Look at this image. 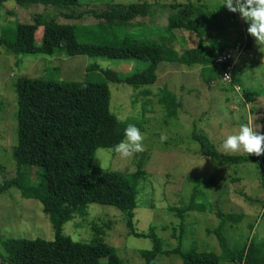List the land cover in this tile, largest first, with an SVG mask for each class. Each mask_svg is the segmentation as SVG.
I'll use <instances>...</instances> for the list:
<instances>
[{
  "label": "rangeland",
  "instance_id": "obj_1",
  "mask_svg": "<svg viewBox=\"0 0 264 264\" xmlns=\"http://www.w3.org/2000/svg\"><path fill=\"white\" fill-rule=\"evenodd\" d=\"M135 1L148 3L149 14L132 19L129 30L119 31L120 36L126 32L137 38L161 41L168 37L161 27L165 25L168 13L174 11L172 5L187 0H56V5L47 6L34 3L19 6L12 0H4L0 4V27L12 24L14 19L29 23L37 15L42 21L53 17L60 23L94 24L98 20L88 12L70 19L61 16L60 12L76 14L89 9L100 10L111 3ZM190 1L196 7L191 20L200 22L204 44L231 51L242 48L235 74L240 89L256 91L257 95L251 101L244 100L240 90L230 88L219 78L205 83L198 64L160 63L152 84L132 86L102 81L96 67L91 70L86 67L94 63L126 74L142 65L136 60H109L87 55H14L0 47V181L11 177L15 169L10 152L15 143L13 87L19 76L97 81L100 99L107 103L109 111L127 125H135L143 134V152L122 158L109 148L99 147L94 150L90 163L91 170L116 172L134 187L132 233L126 228L121 211L95 203L87 206L86 214L80 216L77 213L62 224L63 234L75 241H87L91 236V222H107L104 240L115 248L125 264L142 262L139 251L151 247L147 236L149 227L170 245L175 244V239L170 236L172 227H177L178 223L175 211L186 206L192 191L196 193V202L204 204L205 208L183 214L185 239H182V248L195 244L199 249L219 252L217 239L205 231L217 226V212H241L246 219L255 218L251 231H247L248 236L264 241V154L254 161L220 164L201 156L198 144L190 136L193 130L202 131L218 151L233 154L225 152L222 143L228 135L235 134L241 124L253 121L264 134V47L257 45L250 35L247 42L248 25L238 13H232L222 5L224 0ZM180 33L185 37L180 40L182 45H195L197 37L193 33ZM40 34L39 28L34 34L37 44ZM163 88L174 95L173 115H166L172 106L167 98L162 100ZM238 226H224L223 233L230 244L243 241L246 228L241 223ZM240 232L242 235L238 234ZM0 235L51 239L52 230L40 203L21 197L15 187H9L0 192ZM0 254V264H6L1 244ZM155 264L182 263L177 255L168 254L156 256ZM219 264L234 263L222 261Z\"/></svg>",
  "mask_w": 264,
  "mask_h": 264
},
{
  "label": "trees",
  "instance_id": "obj_2",
  "mask_svg": "<svg viewBox=\"0 0 264 264\" xmlns=\"http://www.w3.org/2000/svg\"><path fill=\"white\" fill-rule=\"evenodd\" d=\"M2 1L4 0H0V4ZM12 1L19 6L29 3L47 6L54 5L56 0ZM172 7L174 11L168 13L166 23L161 27L168 37L161 41L137 38L126 32L120 36L119 31L129 30L132 19L149 14L148 3L135 1L127 4L111 3L100 10L89 9L76 14L60 12L61 16L69 19L88 12L98 20L88 25L60 23L53 17L42 21L39 15L29 23L14 19L12 24L0 27V47L14 55H87L109 60H136L142 65L126 74H120L112 68L98 67L94 63L86 67V70L96 67L102 81L132 86L152 84L160 63L186 66L198 64L205 83L219 78V70L212 60L225 50L222 46L203 43L200 22L191 20L196 7L190 0ZM39 28L41 34L37 44L34 42V34ZM183 31L191 32L197 37L194 46L186 47L181 44L180 40L185 38L180 33ZM246 39L248 42L247 31ZM236 62L237 60L235 64ZM235 64L228 84L230 88L240 90L244 100L251 101L257 93L240 89ZM96 83L97 81L75 82L40 76H19L15 79V143L10 152L15 169L11 177L0 181V192L15 187L21 197L37 200L49 221L52 238L0 235L6 264H125L115 248L104 240L105 230L109 226L107 222H91V236L87 241H75L62 233V224L77 213L80 216L86 214L90 203L109 205L121 211L126 228L132 233L134 187L116 172L90 169L94 150L99 147L111 149L124 138L127 126L100 99ZM161 91L164 93L162 100L167 98L172 106L166 115H173L174 95L166 88ZM190 136L198 144L201 156L220 164L257 160L258 156L255 155H233L218 151L202 131L193 130ZM204 208V204L196 202V193L192 191L186 206L175 211L178 223L170 233L175 239L173 245L156 235L152 227H149L147 236L151 247L139 251L142 259L139 264H155L156 256L168 254L177 255L182 264H219L222 261L264 264V241H256L252 235L248 236L255 218L246 219L247 216L241 212H217V226L205 229L206 233L211 232L217 239L218 253L199 249L195 244L187 249L182 248V239H185L183 214L194 210L202 211ZM240 223L246 228L243 241L241 244H230L223 233L224 226L239 227ZM238 234L242 235V232Z\"/></svg>",
  "mask_w": 264,
  "mask_h": 264
},
{
  "label": "clouds",
  "instance_id": "obj_3",
  "mask_svg": "<svg viewBox=\"0 0 264 264\" xmlns=\"http://www.w3.org/2000/svg\"><path fill=\"white\" fill-rule=\"evenodd\" d=\"M222 5L228 11L238 13L248 25L247 33L254 38L257 45L264 47V0H224ZM143 141L144 136L140 129L128 124L124 129V139L114 145L110 151L122 158H129L144 151ZM222 148L225 152L233 154L246 153L260 156L264 154V134L258 131L253 121L243 123L235 134H230L223 140Z\"/></svg>",
  "mask_w": 264,
  "mask_h": 264
},
{
  "label": "built area",
  "instance_id": "obj_4",
  "mask_svg": "<svg viewBox=\"0 0 264 264\" xmlns=\"http://www.w3.org/2000/svg\"><path fill=\"white\" fill-rule=\"evenodd\" d=\"M243 53L242 48L240 47L237 50H225L219 54H217L212 63L217 67L219 70V80L223 83H228L230 81V72L235 64V61L238 59L240 54ZM228 75V78L224 76ZM237 89V87H235Z\"/></svg>",
  "mask_w": 264,
  "mask_h": 264
}]
</instances>
